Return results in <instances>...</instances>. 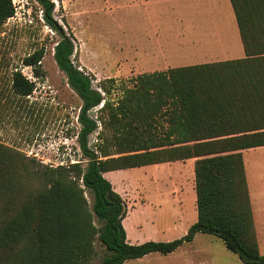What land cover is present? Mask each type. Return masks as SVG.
<instances>
[{"label":"trees","instance_id":"16d2710c","mask_svg":"<svg viewBox=\"0 0 264 264\" xmlns=\"http://www.w3.org/2000/svg\"><path fill=\"white\" fill-rule=\"evenodd\" d=\"M37 1L46 24L61 35L56 63L82 100L78 140L87 164L32 168L0 151V264H94L97 245L100 264H124L172 253L198 233L221 238L244 264H264L243 158V151L264 146V0H230L244 57L139 74L116 106L74 64L75 38L54 18V2ZM15 13L14 0H0V25ZM44 55L39 48L22 60L42 80ZM35 88L20 69L13 72L16 94L28 96ZM103 91L110 93L105 86ZM103 102L116 157L105 149L97 154L88 142L97 127L89 111ZM157 115L167 122L163 136L153 132ZM190 158H196L197 221L173 240L130 243L126 202L104 172Z\"/></svg>","mask_w":264,"mask_h":264},{"label":"rangeland","instance_id":"374dc122","mask_svg":"<svg viewBox=\"0 0 264 264\" xmlns=\"http://www.w3.org/2000/svg\"><path fill=\"white\" fill-rule=\"evenodd\" d=\"M51 1L54 2L53 16L63 32L75 38V53L72 56L74 64L93 76L94 88H101L103 91L105 86L110 89V93L105 94L103 91V94L116 106L123 96L124 89L132 85V79L142 74L137 71V60L134 58L132 47L139 36H149V12L147 9L135 12L126 8L125 4L121 6V0ZM14 4L15 15L0 25V151L32 168L47 164L55 166L61 159L80 160L85 166L87 157L82 153L78 140L82 128L78 119L82 100L68 84L65 72L60 69L54 58V47L61 35L46 24L37 0H14ZM179 13L177 9L170 10L169 19L164 21L168 26L166 39L175 43L180 25ZM160 20L156 16L155 24H162ZM161 26L159 28L163 31ZM39 48L45 50L42 59V69L45 73L43 80L35 77L32 68L25 66L22 61L25 56ZM163 63L165 66L161 70H167L178 67L176 65H179L180 61L170 59ZM163 63L156 64L152 69L161 68ZM17 69L36 81L32 94L21 96L13 91L12 74ZM89 117L97 121L96 129L88 136L90 147L97 150V154H102L105 149L107 153H111L110 157L118 156L117 149L112 145L113 126L108 123L110 110L104 107V102L93 107L89 111ZM156 120V129L153 132L163 136L166 119L157 115ZM243 158L250 190L259 189L260 201L264 204V149L258 147L245 150ZM175 163L165 169L154 166L130 169L128 176L131 181L124 182L120 191L125 201H130L126 202L127 205L133 204L134 199H145L153 194H186V189L184 192L180 191L179 183L181 177L187 174L190 163ZM151 171L154 174L152 176ZM187 185L189 186V182ZM38 186V183H30L29 187ZM86 195L91 203L93 196L88 192ZM1 198L3 197H0L2 203ZM147 213L146 217H154L150 212ZM167 213L168 211L162 210L156 219L161 217L168 220ZM0 217H3L1 205ZM126 218L124 226L129 230L133 243L149 240L169 241L181 237L161 227L146 224L145 218L142 221L143 228H132L135 220L131 215L127 220ZM254 220L259 249L264 253V215L260 209H256ZM196 242L214 244V264H244L239 256L228 250L222 239L215 235L201 234ZM97 249L100 254L94 264H100L101 260L102 249L98 245ZM187 251V248L180 249L171 260L156 254L157 257H153L151 262L145 261V264H183V254ZM124 264L137 262L131 259Z\"/></svg>","mask_w":264,"mask_h":264},{"label":"crops","instance_id":"0c3cea01","mask_svg":"<svg viewBox=\"0 0 264 264\" xmlns=\"http://www.w3.org/2000/svg\"><path fill=\"white\" fill-rule=\"evenodd\" d=\"M121 2V6L125 4L126 8H131L135 12L147 9L150 15L151 31L149 36H139L133 42L132 47L134 58L137 60L136 68L140 73L164 71L161 70L165 66L163 62L170 59L179 60L180 64L176 66L180 67L187 66L184 64L211 63L245 56L238 23L230 0H121ZM176 9L180 12V25L178 39L175 43L166 39L165 32H167L168 26L165 25L164 21L169 19L170 14L168 12ZM156 16L162 20H160L162 24H155ZM159 26L164 28L163 31L160 30ZM157 31H159L158 34ZM160 63H163L161 68H157L158 70L152 69ZM262 147L264 149V146ZM195 161L196 158H190L184 162L173 161L145 165L165 169L167 166L175 165V162L190 163L187 174L181 177L179 183L180 191L184 192V189H186V194H153L145 199H134L131 205H127L130 201L126 200L127 214L124 219L128 218L129 215L132 216L135 220L132 228L138 230L143 228L142 221L145 218L146 224L161 227V229L177 233L179 236H183L188 232L190 226L198 219L194 174ZM145 166H141V168ZM130 169L132 168L104 172V176L111 181L114 189L121 194L124 200L125 198L120 192L121 185L124 182L131 181L128 176ZM152 175L154 174L151 171L150 176ZM188 176L190 177L188 178ZM187 182H189L190 190ZM182 186L185 188H182ZM248 188L254 218L256 209H260L264 215V204H261L259 189L258 191H252L249 185ZM162 210L168 211V220L161 217L156 219V216L162 213ZM147 212H150L154 217H146ZM124 219L123 225H125ZM126 233L128 241L133 243L130 239L132 236L129 234V230H126ZM201 234H196L193 241L185 243L174 252L164 255L163 259L171 260L173 255H177L180 249L187 248L188 251L183 254L185 256L182 259L183 264H214V244L212 242L197 243L196 240ZM139 242L136 241V243ZM156 254L160 253H150L134 260L137 264H145V261L151 262L153 257H157Z\"/></svg>","mask_w":264,"mask_h":264},{"label":"built area","instance_id":"2783aa9c","mask_svg":"<svg viewBox=\"0 0 264 264\" xmlns=\"http://www.w3.org/2000/svg\"><path fill=\"white\" fill-rule=\"evenodd\" d=\"M98 91H100L101 93H104L103 91H102V89L101 88H96ZM93 119V118H92ZM94 120V119H93ZM96 121V120H95ZM97 122V121H96ZM90 146V145H89ZM92 149V148H91ZM93 150V149H92ZM94 151L96 152V153H98L97 152V150H95L94 149ZM77 161H79V160H76V159H71V160H60L59 162H58V164L57 165H65V164H67V163H74V162H77ZM51 165V164H50ZM56 166V165H55Z\"/></svg>","mask_w":264,"mask_h":264}]
</instances>
